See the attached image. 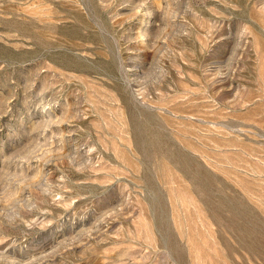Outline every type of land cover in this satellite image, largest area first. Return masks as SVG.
Instances as JSON below:
<instances>
[{
  "label": "rangeland",
  "instance_id": "obj_1",
  "mask_svg": "<svg viewBox=\"0 0 264 264\" xmlns=\"http://www.w3.org/2000/svg\"><path fill=\"white\" fill-rule=\"evenodd\" d=\"M0 264H264V0H0Z\"/></svg>",
  "mask_w": 264,
  "mask_h": 264
}]
</instances>
